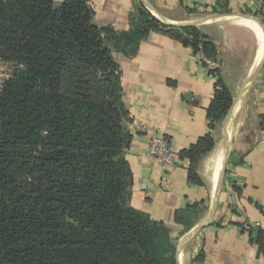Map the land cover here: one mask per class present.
<instances>
[{
    "label": "trees",
    "instance_id": "obj_1",
    "mask_svg": "<svg viewBox=\"0 0 264 264\" xmlns=\"http://www.w3.org/2000/svg\"><path fill=\"white\" fill-rule=\"evenodd\" d=\"M161 29L142 5L117 32L93 23L88 0H0V58L18 66L0 91V264H177L170 230L130 204L131 135L111 50L132 56ZM182 29L214 55L196 28ZM218 86L219 122L231 96ZM7 145L38 148L27 165L36 173H20Z\"/></svg>",
    "mask_w": 264,
    "mask_h": 264
},
{
    "label": "crops",
    "instance_id": "obj_2",
    "mask_svg": "<svg viewBox=\"0 0 264 264\" xmlns=\"http://www.w3.org/2000/svg\"><path fill=\"white\" fill-rule=\"evenodd\" d=\"M143 1L168 23L204 21L193 27L213 45L214 55L206 56L201 45L195 50L186 44L189 36L182 28L163 24L148 8L169 29L150 31L132 56L112 49L131 135L124 154L133 181L130 204L170 230L179 247V264H264V58L242 90L260 54L263 57L264 33L261 29L259 51L254 33L236 21L239 15L253 16L264 28V0H88V4L97 27L126 32L138 7H145ZM205 59L219 60L215 73L205 68ZM219 83L231 96L221 130L211 114ZM225 133L227 160L214 207L213 169ZM152 135L173 145L177 156L172 167L163 168L148 157ZM208 139L213 142L211 150L205 147ZM203 223L192 239L183 242Z\"/></svg>",
    "mask_w": 264,
    "mask_h": 264
},
{
    "label": "rangeland",
    "instance_id": "obj_3",
    "mask_svg": "<svg viewBox=\"0 0 264 264\" xmlns=\"http://www.w3.org/2000/svg\"><path fill=\"white\" fill-rule=\"evenodd\" d=\"M65 0H53V5L55 8H58ZM89 5V4H88ZM90 7V6H89ZM91 8V7H90ZM146 8V7H145ZM147 11H149L146 8ZM105 37V34H103ZM107 44V42H105ZM112 50V49H111ZM103 65L97 64L93 67L94 74L100 75L102 70H104ZM18 68V66L12 62L4 61L0 58V91L2 89L3 84L12 76L14 71ZM227 114V112H226ZM219 121V130H221V124H223V120H225V116ZM126 124V123H125ZM39 152L38 148L32 149H22L15 147L14 145H7V158L10 161L16 163V167H20V173H36L35 168L32 170L28 168V159L29 156L37 155ZM216 157V156H215ZM215 160V159H214ZM32 170V171H31ZM27 175V174H25ZM27 178V177H26Z\"/></svg>",
    "mask_w": 264,
    "mask_h": 264
},
{
    "label": "water",
    "instance_id": "obj_4",
    "mask_svg": "<svg viewBox=\"0 0 264 264\" xmlns=\"http://www.w3.org/2000/svg\"><path fill=\"white\" fill-rule=\"evenodd\" d=\"M144 5L146 8H148L149 10L151 11H154V9L148 4L146 3L145 1H143ZM154 13L157 15V18L165 25H169L171 27H176V28H185V27H193V26H196V25H200L202 23H204V21H198V22H193V23H168L163 17H161L158 13H156L154 11ZM226 16H229V15H226ZM239 17H244V18H247V19H251L253 21H255L262 29L263 33H264V28H263V25L253 16H248V15H239ZM263 58H264V52H263V57L261 58V60L257 63V65L255 66V68L253 69V71L251 72L250 76L247 78L246 82L244 83L243 87H242V90L247 86V84L255 77V75L259 72L260 68H261V65H262V61H263ZM223 151H224V156H223V162H222V165H221V168H220V171H219V175L217 177V181H216V185H215V191H214V200H213V204H214V207H215V204H216V200H217V197H218V194H219V191H220V188H221V183H222V178H223V173H224V170H225V165H226V160H227V153H228V140H227V134L225 133L224 135V141H223ZM214 207L212 209V212L214 210ZM212 212H211V215H212ZM210 215V216H211ZM210 222V219H208L206 221V223H209ZM206 223H203L201 225H199L198 227H196L195 229H193L191 232H189L185 238L183 239V242H187L189 241L190 239H192L196 233L202 229V227L206 224ZM178 253H179V247L176 249V261H177V264H179L178 262Z\"/></svg>",
    "mask_w": 264,
    "mask_h": 264
},
{
    "label": "built area",
    "instance_id": "obj_5",
    "mask_svg": "<svg viewBox=\"0 0 264 264\" xmlns=\"http://www.w3.org/2000/svg\"><path fill=\"white\" fill-rule=\"evenodd\" d=\"M205 68L215 73L219 68L218 59H205ZM148 157L163 168L172 167L176 161V152L171 142L163 136L152 135L147 146Z\"/></svg>",
    "mask_w": 264,
    "mask_h": 264
},
{
    "label": "bare ground",
    "instance_id": "obj_6",
    "mask_svg": "<svg viewBox=\"0 0 264 264\" xmlns=\"http://www.w3.org/2000/svg\"><path fill=\"white\" fill-rule=\"evenodd\" d=\"M236 21L238 23L242 24V25H245L246 27H248L254 33V35L257 37L258 42H259V47H260L259 51H261V48H262V45H263V35H262L261 28L259 27V25L255 21H253L251 19L244 18V17H238L236 19ZM262 55H263V53H262ZM260 57L262 58L261 54H260L259 58ZM261 58L259 59V61L261 60ZM259 61H257V63ZM216 154H217V157H216L217 160H216L215 167L213 169V176H212L214 182H216V180H217V177L219 175V171H220V168H221V165H222V162H223V156H224L223 149H222V152H221V149L218 150V152ZM221 154H222V157H221Z\"/></svg>",
    "mask_w": 264,
    "mask_h": 264
}]
</instances>
